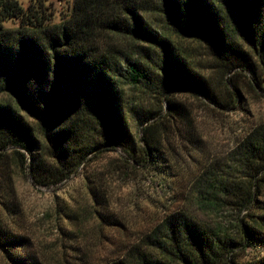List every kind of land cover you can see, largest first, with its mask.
<instances>
[{
  "label": "trees",
  "instance_id": "trees-1",
  "mask_svg": "<svg viewBox=\"0 0 264 264\" xmlns=\"http://www.w3.org/2000/svg\"><path fill=\"white\" fill-rule=\"evenodd\" d=\"M11 20H19V27H6ZM176 37L203 43L230 74L224 87L233 95L231 104L219 98ZM241 72L262 89L264 0H74L59 23L17 0H0V94L11 97L0 102V166L10 153L36 185L52 187L97 154L121 151L108 166L83 173L90 204L75 212L69 202L56 211L73 224L71 235L83 238L91 221L95 235L111 233L112 255L84 258V264H264V124L225 164L202 161L205 148L198 130H191L190 106L172 91L234 110ZM128 89L150 92L166 106L152 109L139 96L128 98ZM169 119L189 126L187 141L198 153L191 155L205 166L190 186L196 205L202 211L228 206L238 213L236 223L210 225L179 210L165 213L152 229L129 234V213L110 207L109 177L168 175L171 159L159 132ZM212 166H235L237 174H215ZM0 206L11 210L1 200ZM2 220L0 251L8 264H45L30 250V237ZM248 248L257 253L241 257Z\"/></svg>",
  "mask_w": 264,
  "mask_h": 264
},
{
  "label": "rangeland",
  "instance_id": "rangeland-1",
  "mask_svg": "<svg viewBox=\"0 0 264 264\" xmlns=\"http://www.w3.org/2000/svg\"><path fill=\"white\" fill-rule=\"evenodd\" d=\"M17 1L25 9L31 7L51 19V22L59 23L69 16L74 0ZM19 23V20H11L6 22L5 26L18 28ZM176 39L180 42V47L192 57L193 64L210 77L219 98L225 104H231L233 95L231 96L224 87L230 74L226 75L225 70L211 56L210 50L203 43L189 42L190 40L178 37ZM247 74L241 72L235 77L240 96H234V104L237 106L234 110L217 108L209 103L206 105L188 91L177 93L172 90L180 102L190 106L191 130H198L205 148V152L199 157L202 161L213 159L222 165L225 164L230 155L240 148L246 136L264 124V83L262 89L257 87ZM261 77L264 80L263 73ZM127 91L128 98L130 96L136 99L139 96L148 102L147 106L152 109H158L160 105L166 106L164 101L160 103L158 99L153 98L150 92L138 93L129 89ZM9 101L10 95L0 94V102L8 104ZM132 128L138 135V124L132 123ZM160 130L161 140L164 139L162 147L172 164L170 169H167V176L137 171L132 173L129 179L109 177L107 180L110 187V207L115 211L129 213V234L132 231H143L144 227L148 226L152 229L165 213L179 210L189 211L195 218L210 225L219 223L228 226L236 223L238 213L228 206L214 211H202L194 201L190 186L196 174L205 166H199L192 156H198V153L195 151V145L192 146L187 141L191 134L189 126L177 124L169 119ZM99 154L94 156L81 172L52 187L36 185L30 171H20L10 153L8 156L11 158L9 161L6 159L7 165L0 166V200L11 208L7 213L0 206V218L2 217V221L7 223L5 226L16 234L30 237L33 244L30 250L41 255L45 264H84V258L96 261L112 255L114 246L110 240L111 233L95 235L97 226L94 221L84 224L86 234L82 238L81 235L77 236L78 234L71 235L73 224L56 216L58 206L69 202L75 212L90 204L83 173L89 174L96 168L108 166L122 153L118 150ZM212 167L215 174L224 175L231 171L237 174L235 166H232L235 171L231 167L228 170V166ZM259 198L264 201V192ZM84 252L86 254L83 256ZM255 253V250L248 248L240 254L244 258L247 254L254 256ZM0 264H8L1 251Z\"/></svg>",
  "mask_w": 264,
  "mask_h": 264
}]
</instances>
